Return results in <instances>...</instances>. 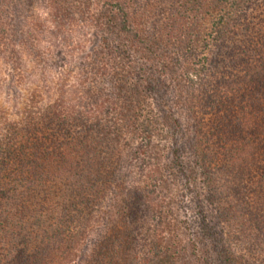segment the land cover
<instances>
[{"label":"trees","instance_id":"trees-1","mask_svg":"<svg viewBox=\"0 0 264 264\" xmlns=\"http://www.w3.org/2000/svg\"><path fill=\"white\" fill-rule=\"evenodd\" d=\"M160 4L0 0V92L38 84L11 112L0 103V264H152L158 224L151 257L128 256L159 207L155 190L128 182L137 160L145 180L205 183L204 196L190 186L211 264L235 263L219 225L262 228L264 0ZM154 135L170 142L160 164ZM113 189L117 211L85 255L89 205Z\"/></svg>","mask_w":264,"mask_h":264},{"label":"rangeland","instance_id":"rangeland-1","mask_svg":"<svg viewBox=\"0 0 264 264\" xmlns=\"http://www.w3.org/2000/svg\"><path fill=\"white\" fill-rule=\"evenodd\" d=\"M158 1L161 3L160 6H165L163 4L164 0H150V2L156 5L159 4ZM159 14L160 13H156L155 11V20L159 19ZM90 39L91 36L88 37L87 40ZM36 79V75L31 79H27V83L25 82L24 85L21 86L22 88H15L14 85H10V80L5 82L2 92H0V103L4 102V100L7 101H5L4 104L10 105L8 112L14 110L15 106L13 100H15L16 92H20L19 94H23V96H28L38 85ZM8 85H10V87ZM13 114L14 113H12V115ZM163 136L154 135L153 145L155 146L153 147V151L157 154L154 155V159L151 158L154 153L151 154V162L159 164L160 162H165L162 154H164L166 144L170 142H165ZM133 163L134 165L132 167L130 166L129 169L132 171L130 173V178H128V182L136 178L135 180L138 181L135 184H147L146 189L155 190V196L159 207L156 213H154L155 215H148L146 217L143 228L140 231L141 233L135 238V243H133L132 240L133 245L131 246V250H133V252L129 249L131 255L128 256L137 254L140 257H151L152 252L148 249L150 235L149 237L145 236L149 234V229L155 228L158 224V229L162 231L160 233L162 234L161 253L158 258H151L152 264H211L213 261L210 257L213 255L210 253V246L205 242L203 243L199 235L198 219L193 209L195 202H193V194L190 186L194 184V188L204 196L205 183H203L202 179L198 178L194 183L188 185H186L181 178L172 180V178L166 177L164 181L162 177L163 181L161 182L155 179L145 180L142 168H140V162L137 160ZM128 168L129 167L124 168L125 171L128 170ZM222 181L223 177L219 175L215 183L217 186H220L222 185ZM113 192H116V190L113 189L107 192V194L104 195L105 199H103L99 206H96L95 203L89 205V207L91 206V213H89L90 220L85 223L84 242L81 246L82 252L86 250L85 255L88 254L91 247L93 248L95 240L99 238L101 234L104 235L107 233L106 218L117 211L115 210L117 207L113 208V203L109 200V198L114 195ZM248 200L251 202V195H247L244 202H248ZM230 201L232 202L230 198L225 199L220 206L229 209L231 205L229 204ZM95 211L97 214L98 212L100 213L101 217L99 216V219H97V215L94 213ZM95 219H97L99 223ZM237 219L236 221L230 219L228 223H224L222 226L219 225L217 231L221 229L224 230H221V233H217V238L221 239L224 248L234 257V264H264V223L260 224L262 228H258L254 223L250 225L244 222L240 216H237ZM157 232L159 233V231ZM145 244H148V246ZM137 259H139V257H137ZM143 264L147 263L143 262Z\"/></svg>","mask_w":264,"mask_h":264}]
</instances>
